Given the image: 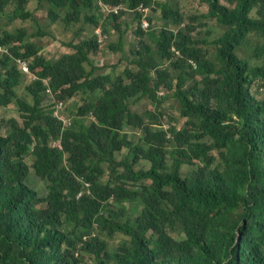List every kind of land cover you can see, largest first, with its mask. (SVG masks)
<instances>
[{
    "label": "trees",
    "instance_id": "obj_1",
    "mask_svg": "<svg viewBox=\"0 0 264 264\" xmlns=\"http://www.w3.org/2000/svg\"><path fill=\"white\" fill-rule=\"evenodd\" d=\"M172 1L0 0V18L22 25L0 24V264H264V0H201L189 17ZM58 8L93 35L52 60L50 34L23 24L43 9L57 23ZM126 17L142 48L123 75L97 74L96 29L117 31L108 50L124 54ZM195 24L217 35L195 37ZM79 94L65 129L57 106ZM165 101L182 128L165 129Z\"/></svg>",
    "mask_w": 264,
    "mask_h": 264
},
{
    "label": "rangeland",
    "instance_id": "obj_2",
    "mask_svg": "<svg viewBox=\"0 0 264 264\" xmlns=\"http://www.w3.org/2000/svg\"><path fill=\"white\" fill-rule=\"evenodd\" d=\"M172 2L176 3L177 6L180 7L181 11L183 10L186 17H189L188 13L190 11H206L207 10L206 5L203 2H201V0H175ZM222 3L226 5L228 4L227 0H222ZM37 6H38L37 0H30L29 9L35 10ZM143 8L145 7L143 4H141L139 7L135 9V11L141 12ZM60 9L61 8L56 9V12L59 13V18H58L59 20L57 23H50V19L48 17V10L43 9V10L36 11V14H37L36 17H38V26H36V23L32 21H27L26 23L23 24V26L28 28L31 33L34 32V30L36 28H39L40 26L45 30V32L50 34V36L48 37H41V42L43 45L42 53L48 54L51 57L50 59L52 60H57L60 57H62L64 54L66 56V55L74 53V49L71 48L70 46L83 43L87 39V37L93 35L92 34L93 28L91 24H87L86 31L82 32L80 35L76 34V29H79L80 27H82L83 21L72 24L71 26L66 25V23L62 19L65 18V14L68 12H66V10L60 11ZM149 10L150 11H148V13L150 17V15L152 14V8L149 7ZM0 20H2L0 24L3 27L8 28V29L14 28V27H22L20 22L15 23V24H10L8 22L10 20L6 18L5 19L0 18ZM148 22H149L148 27H143V23L141 24V27L144 30H147L150 27H152L150 21ZM125 23H129L130 28H129V32L127 33V35H125V43L123 46L124 54L121 52L113 53L108 50V45L110 43L118 42L117 31L112 30L110 31L111 33L104 34L103 29L101 27H98L96 29L95 35L98 37L97 40H99L100 36H102L104 39L103 43H101V44H104L102 52H100L101 54L99 53L97 57H95L93 60V63L97 66V68H95L97 74H99L98 72L101 69H103L106 73L115 72L116 74H118L121 72V74L123 75L122 71H124V69L129 70V67L131 66L129 65V63L135 60L134 54L142 48V45L140 44V39H138L139 37L135 32L136 30L134 31V33L131 30L132 27L136 29L135 24L132 25L129 17L125 18ZM185 25H190V24L185 22ZM154 26H155V29H157V31L163 30L164 23L160 17V10L155 13ZM194 26L196 27L193 32L194 33L193 35L195 37H199L200 34H202V36H206V39L212 40L213 37L217 35V33L215 32L216 35L208 36L206 32L202 30V28H197V24H195ZM144 41L147 45H150L154 50L156 49L155 45L149 39H145ZM173 51L176 53V55H179V52L175 48H173ZM189 65H192L194 68H196L195 64H189ZM131 68L136 69V65L132 66ZM20 71H23V70L20 69ZM155 76L156 75H154L153 78H155ZM31 77L33 80H36L35 75L31 74ZM44 83L47 84V81H45ZM166 94H167L166 91H164L163 89L159 90L158 92V95L160 98L164 97ZM49 103L51 102L48 100V104ZM83 105H85V101L83 100L82 94L75 96L70 101L59 102L57 106L58 111L57 110L56 111H57V114L59 115V120L63 124V128L67 129L71 126L70 111L76 112V109ZM147 105H148V100L145 99V100H141L136 103H132L131 109L132 111L136 113H144L142 111L146 109ZM163 108L167 113H169L172 116L170 118H164L162 120V124L164 125L165 129H169L170 127L182 128L184 126V124L186 123V119L180 117V110L173 109V107L168 104V101H165L163 103ZM6 113H10V112H6ZM6 113L0 112V117ZM140 135H141L140 130H136L132 134L135 140L138 139ZM28 163L30 164V162ZM141 165L144 168L149 167V165L146 162H142ZM29 185L32 188L36 189L40 193L41 196H44L46 194L45 183L41 181L39 178H37L36 176H33V174H31L29 178Z\"/></svg>",
    "mask_w": 264,
    "mask_h": 264
},
{
    "label": "built area",
    "instance_id": "obj_3",
    "mask_svg": "<svg viewBox=\"0 0 264 264\" xmlns=\"http://www.w3.org/2000/svg\"><path fill=\"white\" fill-rule=\"evenodd\" d=\"M119 9L121 10L122 7H116V8H109V7H106L105 8V11L106 12H114L115 14L119 13ZM146 12H148L149 10L147 8H145ZM143 23V27H148L149 26V22L148 20L144 19L142 21ZM103 37L100 38L99 42H103ZM0 52H3V53H7V49L3 48V47H0ZM17 64L18 66L25 72V73H31L30 72V68H29V64L27 61H24L22 59H17ZM27 65V67H26Z\"/></svg>",
    "mask_w": 264,
    "mask_h": 264
},
{
    "label": "clouds",
    "instance_id": "obj_4",
    "mask_svg": "<svg viewBox=\"0 0 264 264\" xmlns=\"http://www.w3.org/2000/svg\"><path fill=\"white\" fill-rule=\"evenodd\" d=\"M106 4H107V3H106ZM106 7H109V8L112 9V8H116V7H120V6L110 7L109 5H106V6L104 7V10H105ZM145 8H147V9L149 10L148 7H145ZM134 10H135V9H134ZM149 11H150V10H149ZM130 12H132V10H131ZM106 13H107V14H108V13H109V14H110V13L115 14L114 12H106ZM117 14H119V13H117ZM101 37H102V36L99 37V40H100ZM99 40H98V42H99ZM99 43H101V42H99ZM3 48H4V47H3ZM2 53H3V52H2ZM7 53H8V50H7ZM7 53H6V54H7ZM16 61H17V60H16ZM190 64H195V63L192 62V61H190ZM195 66H196V64H195Z\"/></svg>",
    "mask_w": 264,
    "mask_h": 264
},
{
    "label": "crops",
    "instance_id": "obj_5",
    "mask_svg": "<svg viewBox=\"0 0 264 264\" xmlns=\"http://www.w3.org/2000/svg\"><path fill=\"white\" fill-rule=\"evenodd\" d=\"M63 50H64V48H63ZM65 52V51H64Z\"/></svg>",
    "mask_w": 264,
    "mask_h": 264
}]
</instances>
